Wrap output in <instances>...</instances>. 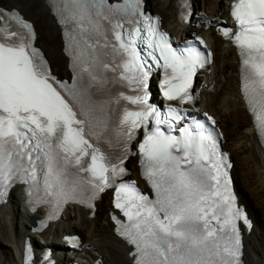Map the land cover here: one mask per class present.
I'll return each mask as SVG.
<instances>
[{
	"label": "snow or ice",
	"instance_id": "obj_1",
	"mask_svg": "<svg viewBox=\"0 0 264 264\" xmlns=\"http://www.w3.org/2000/svg\"><path fill=\"white\" fill-rule=\"evenodd\" d=\"M137 3L138 0H124L113 7L107 5V0H65L66 20L75 25L73 59L80 73L87 74L89 82L101 83L99 70L122 69L121 78L143 90L147 87V58L159 64L158 50L163 58L161 67L171 69V75L164 80V95L169 100L191 99L187 89L196 66L203 67L201 53L195 48L186 54L177 53L167 37L149 25V51L141 57L136 48L141 29L135 28L125 42L120 31L123 26L119 22L112 24L105 13L107 7L109 12L130 15L135 13ZM232 16L239 28L234 40L245 57L244 65L250 69L245 92H249L250 80L258 99L254 103L250 97L249 104L264 131V0H235ZM105 21L118 44L109 42ZM13 23L27 32L13 30ZM222 31L229 36L230 30ZM32 38V25L18 12L0 11V186L13 169L35 180L36 161H40L51 180L49 187H58L61 196L70 198L76 188L66 190L67 174L60 162L65 166L80 165L83 157L90 156V165L83 170L106 180V157L93 146L94 141L90 143L92 136L103 134L106 125L92 115L91 107L85 109L87 87H68L55 81L41 54L32 47ZM108 49L113 54L127 53V61L122 65L108 62L104 59ZM123 98L147 105L146 95ZM169 116L179 118L176 109H170ZM150 117L157 127L146 136L140 150L156 199L140 194L134 184H121L116 197V207L122 208L129 220L128 225H122L121 234L135 245L136 264H238L236 220L241 213L235 208L226 165L217 155L215 141L199 124L195 132L181 128L179 137L165 134L159 125L167 124L171 131V120L161 119L151 107L124 112L121 123L128 126L125 135L130 136L131 130L146 124ZM93 122L100 132L94 130ZM111 171L122 174L124 169L112 166Z\"/></svg>",
	"mask_w": 264,
	"mask_h": 264
},
{
	"label": "bare ground",
	"instance_id": "obj_2",
	"mask_svg": "<svg viewBox=\"0 0 264 264\" xmlns=\"http://www.w3.org/2000/svg\"><path fill=\"white\" fill-rule=\"evenodd\" d=\"M1 1L11 5L10 7H19L25 15L33 19L38 33L36 42L42 46L44 54L50 56L52 69L57 74L65 72L67 59L62 52L59 27L45 1ZM176 1L150 0L149 3H152L154 12L161 15L162 24L167 29L188 37L191 28L180 27L176 20ZM226 2V0H193L197 9L204 10L210 15L221 12L223 15L226 14ZM217 30L214 26L202 32L213 50V62L210 72L202 78L204 85L199 106L216 118L230 160L236 157L235 161L232 160L230 169L234 189L252 219V227L244 234V263L264 264V148L259 142L257 130L247 111L241 88L237 53ZM223 54H228L226 60L222 58ZM130 160L129 165L134 171L132 176L140 181L136 174L137 159ZM97 204L99 209H96V214L92 218L88 216L87 210L68 206L57 222L50 224L41 233H31L30 214L24 199L18 187L12 188L8 198L0 203V264H24L23 243L26 237H29L34 251L38 252L43 247L52 250L55 255L54 264H69L75 259L80 260L81 264H93L97 258L100 259V264H134L131 247L118 236L110 217L109 210H112L110 193L105 191ZM107 204L109 207L105 209ZM33 215L39 217L38 212ZM68 232L83 234H81L83 249L80 253H73L61 245V235ZM34 260H38V257Z\"/></svg>",
	"mask_w": 264,
	"mask_h": 264
},
{
	"label": "rangeland",
	"instance_id": "obj_3",
	"mask_svg": "<svg viewBox=\"0 0 264 264\" xmlns=\"http://www.w3.org/2000/svg\"><path fill=\"white\" fill-rule=\"evenodd\" d=\"M149 1L150 0H146V2H147V4H148V7H149V9H151L152 11H154L153 9H154V7L152 6V3L150 2L149 3ZM149 4H151V6L153 7H151ZM0 5H3V6H6V7H10L11 5H9V4H6V3H3L2 1L0 2ZM14 7H16V8H18L20 11H21V9L19 8V7H17V6H14ZM22 12V11H21ZM23 13V12H22ZM23 15H24V17H26V18H28V19H30V20H32V22H33V24H34V27L36 28V24H35V22L33 21V19H31V18H29L30 16L29 15H25L24 13H23ZM38 24V23H37ZM36 31H37V29H36ZM38 34V33H37ZM57 36V35H56ZM48 37V36H47ZM39 44V43H38ZM40 45V44H39ZM44 46V45H43ZM40 47H42L41 45H40ZM45 48H46V46H44ZM45 52V51H44ZM46 55V54H45ZM47 56V55H46ZM50 57V56H49ZM222 58L223 59H227L228 58V54H223L222 55ZM230 91V90H229ZM223 129H224V127H223ZM224 132H225V129H224ZM225 134L227 135V133L225 132ZM227 138V137H226ZM226 146V145H225ZM227 147H228V145H227ZM231 151V150H230ZM232 152V151H231ZM230 152V153H231ZM233 153V152H232ZM235 156V155H234ZM234 159V161L236 160V157L235 158H233ZM106 200V199H105ZM107 202V201H106ZM107 206V207H106ZM109 207V205L107 204V205H105V209L106 208H108ZM104 216H106V215H104ZM79 234L81 235V233L79 232ZM82 236V235H81Z\"/></svg>",
	"mask_w": 264,
	"mask_h": 264
},
{
	"label": "trees",
	"instance_id": "obj_4",
	"mask_svg": "<svg viewBox=\"0 0 264 264\" xmlns=\"http://www.w3.org/2000/svg\"><path fill=\"white\" fill-rule=\"evenodd\" d=\"M32 21V20H31ZM40 47V46H39ZM41 49L44 51V49L41 47ZM47 57V59L49 60V57L48 56H46ZM50 61V60H49ZM58 75H62V73L60 74H58ZM230 155H231V153H230ZM232 160H233V158H232ZM231 160V161H232ZM234 161V160H233ZM238 188V187H237ZM239 189V188H238ZM240 191V190H239ZM97 209H99V207L97 208ZM247 211H248V209H247ZM251 217V216H250ZM82 234V233H81ZM80 237H81V235L80 234H78ZM83 235V234H82ZM64 252V251H63Z\"/></svg>",
	"mask_w": 264,
	"mask_h": 264
},
{
	"label": "water",
	"instance_id": "obj_5",
	"mask_svg": "<svg viewBox=\"0 0 264 264\" xmlns=\"http://www.w3.org/2000/svg\"><path fill=\"white\" fill-rule=\"evenodd\" d=\"M35 224V218L34 217H30V225L29 227L33 226Z\"/></svg>",
	"mask_w": 264,
	"mask_h": 264
}]
</instances>
